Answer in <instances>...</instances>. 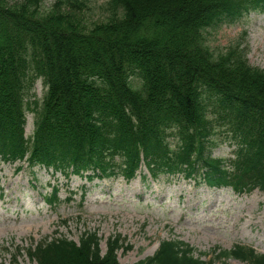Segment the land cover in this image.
<instances>
[{
  "label": "trees",
  "instance_id": "1",
  "mask_svg": "<svg viewBox=\"0 0 264 264\" xmlns=\"http://www.w3.org/2000/svg\"><path fill=\"white\" fill-rule=\"evenodd\" d=\"M93 1L55 0L45 12L44 0H0L1 160L127 182L145 165L152 179L183 175L239 193L264 190V70L238 45L215 55L205 37L219 23L264 13V0H107L105 18L88 22ZM38 79L46 93L27 139ZM211 114L228 126L234 159L207 155ZM57 191L48 203L59 201ZM122 242L110 239L102 255L98 234L87 233L78 244H42L29 257L120 264ZM194 254L185 242L164 241L137 264H213ZM217 256L264 264L245 246Z\"/></svg>",
  "mask_w": 264,
  "mask_h": 264
},
{
  "label": "rangeland",
  "instance_id": "2",
  "mask_svg": "<svg viewBox=\"0 0 264 264\" xmlns=\"http://www.w3.org/2000/svg\"><path fill=\"white\" fill-rule=\"evenodd\" d=\"M106 1H93L88 22L105 18L101 6ZM54 3L44 0L43 10L49 11ZM205 37L215 55L238 45L246 50L251 66L264 70V13L219 23L207 29ZM31 93L26 123L29 139L35 128L34 110L46 93L41 79ZM210 121L213 134L207 155L233 159L237 144L228 126L219 124L213 114ZM168 141L177 147V139ZM54 188L59 201L49 204L47 198L55 193ZM87 233L98 234L102 255L110 239L121 237L120 264L151 258L168 240L187 243L195 249V257L205 254L206 262L247 264L220 260L217 255L241 245L264 255V191L238 195L231 188L210 189L182 176L151 179L145 165L136 179L127 182L121 176L88 180L40 166L30 168L26 162L0 160V263L38 264L29 254L42 244L57 239L78 243Z\"/></svg>",
  "mask_w": 264,
  "mask_h": 264
}]
</instances>
